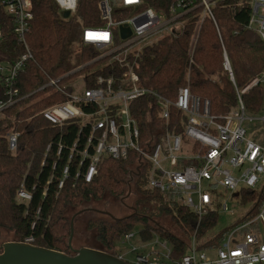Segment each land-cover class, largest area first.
<instances>
[{"label":"trees","instance_id":"obj_1","mask_svg":"<svg viewBox=\"0 0 264 264\" xmlns=\"http://www.w3.org/2000/svg\"><path fill=\"white\" fill-rule=\"evenodd\" d=\"M30 1L33 20L27 42L31 57L24 62L12 85L16 97L28 95L0 112V230L11 232L15 241L31 236L36 246L70 254L67 244L70 210L87 203L103 202L106 212V199L120 201L130 195L133 205H129L130 202L126 205L130 212L124 215L110 217L90 207L95 213L86 221L85 228L93 232V247L118 255L114 250L115 242L139 226L140 241H150L156 235L169 245L170 256L178 258L184 254L191 235L197 237L199 248L209 249L220 244L232 228L257 214L264 201V190L241 188L239 204L249 205L246 213L221 231L207 236L216 224V211H209L198 219L175 199L148 187L144 173L129 177L131 167L121 160L101 162L97 174L88 183L74 177L75 162H72L69 176L58 188L61 171L67 163L68 147L77 137L78 124L70 121L56 126L45 120L40 111L64 97L58 92L35 90L50 78L61 77L64 81L78 75H84L86 87L94 85L92 78L100 71H90L97 66L95 63L85 64L95 56L96 49L81 42V33L85 27L103 25L98 9L100 0H76L75 11L67 18L61 17L55 0ZM173 1L141 0L135 9L115 10L113 17L123 19L145 8L168 16ZM200 11L197 7L186 14L184 26L176 35L166 34L143 48L139 58V84L171 99L179 86H188L192 94L209 101L212 114L220 116L237 104V92L260 74L264 65V43L258 33L248 27V1L216 0L212 7L214 21L208 16L201 19ZM0 21L5 22L6 18L0 15ZM9 27L0 39V61L12 62L23 52ZM224 55L232 80L224 68ZM80 65L84 66L75 70ZM240 97L249 114H259L264 106V89L260 84L249 87ZM149 98L141 100L138 108H144ZM5 99L0 84V100ZM134 116L141 122L144 111H136ZM9 130L18 133L15 151L8 148L6 133ZM85 134L80 135L81 141ZM48 144L50 148L45 151ZM58 144L64 147L60 154H57ZM41 160H44L43 165ZM21 184L31 193L27 202L17 199ZM163 216L168 218L169 225L158 223ZM256 227L251 224L243 231Z\"/></svg>","mask_w":264,"mask_h":264},{"label":"built area","instance_id":"obj_2","mask_svg":"<svg viewBox=\"0 0 264 264\" xmlns=\"http://www.w3.org/2000/svg\"><path fill=\"white\" fill-rule=\"evenodd\" d=\"M215 1L174 0L168 16L145 8L119 20L113 17L115 10L135 9L141 0L98 2L103 25L85 27L81 33V42L96 49L95 56L85 64H97L90 70L100 71L92 78L94 85L86 87L85 77L80 75L81 87L77 90L75 82L65 85L61 77L50 78L35 90L58 92L64 97L40 111L45 120L56 126L70 121L78 124L77 137L68 147L67 163L61 171L58 188L69 176L72 162H75L74 177L88 183L104 160L127 161L131 167L129 177L144 173L148 187L175 199L198 219L209 211H228L222 191L234 195L239 203L241 188L264 190V106L257 117H252L240 97L253 85L260 84L264 89V65L260 74L237 92V104L220 116L212 114L209 101L192 94L188 86H179L171 99L139 84V58L143 48L161 36L179 33L184 26V16L197 7L201 8V19L208 16L214 21ZM246 1L250 4L248 27L255 30L264 43V0ZM55 2L60 12L69 10V16L74 13L76 0ZM0 15L6 18L5 22L0 21V39L10 26L8 30L23 50L12 62L0 61V84L6 95L5 100H0L2 113L28 95L16 97L12 85L24 62L31 57L27 42L33 20L31 1L0 0ZM125 23L131 33L122 39L119 26ZM198 26L199 23L197 29ZM224 68L232 80L226 55ZM146 96L150 100L139 109L138 104ZM139 110L144 111L142 125L134 116ZM254 122H260L262 133L259 135L248 127ZM84 132L85 138L81 141L80 135ZM6 137L9 150L15 151L18 133L9 130ZM63 148L58 144L57 154ZM43 163L41 160V165ZM54 166L55 163L52 168ZM17 199L22 202L31 199V193L22 184L17 190ZM251 224L257 227L244 232L243 228ZM132 237L133 233L128 232L120 239L125 243ZM22 242L32 244L33 238L26 237ZM159 248L163 250L145 252L132 246L135 259L129 264H264V201L252 219L232 228L220 244L212 248H199L195 234L178 258L170 256L166 241L160 242Z\"/></svg>","mask_w":264,"mask_h":264},{"label":"rangeland","instance_id":"obj_3","mask_svg":"<svg viewBox=\"0 0 264 264\" xmlns=\"http://www.w3.org/2000/svg\"><path fill=\"white\" fill-rule=\"evenodd\" d=\"M117 41L119 40L117 39ZM93 68H96V66H94ZM79 77L80 75L72 76L71 78L64 80L63 84L67 85L71 82H75L76 87L74 89L77 90L81 87ZM249 115H252V117H257L258 114L256 115L249 114ZM248 127H252V129L254 130V132L257 133V135L262 133V131L259 129L260 122H254L252 124H249ZM222 194H223L222 198L226 199L227 201L228 211L223 212V211L218 210L216 224L207 233V236H210L216 232H219L222 229L229 226L230 224L234 223L238 218L242 217L248 210V207H249L248 204H243V205L239 204L236 201L235 196L229 195L228 191L226 193L222 191ZM106 201H107V204L105 203L106 212H108L110 215H113V216L127 214L128 212H130V209L126 205H128L129 202H130L129 205L130 204L133 205L132 196L130 195H128L125 199H122L120 201H113L112 199H106ZM90 207L96 211H104V205H103V202H101V203H96V204L87 203V204L82 205L81 207H77L68 212L69 220L72 217L71 215L74 216L73 235L71 239V247L73 249H78L84 246L86 247L94 246L92 245L93 244V232L87 231L85 228L86 221L89 218L94 217V213H95L93 210H91ZM161 218H162L161 219L162 222L157 219L159 221L158 222L159 224L161 223L164 226L169 225L167 217L163 216ZM138 229H139V226H136L134 229H132L131 232L133 233V237L130 240H128V242L123 243L122 240L119 239L114 244V250L116 251V253L128 263H132L135 259V254L131 252L132 246L137 247L138 251L144 250L145 252L154 251L156 249H158L159 251L163 250L159 248V244L163 240L158 238L156 235H153L150 241H147L146 243H142V241H140V238L138 236ZM13 239H14V236L11 232L0 230V245L2 242L13 241Z\"/></svg>","mask_w":264,"mask_h":264},{"label":"water","instance_id":"obj_4","mask_svg":"<svg viewBox=\"0 0 264 264\" xmlns=\"http://www.w3.org/2000/svg\"><path fill=\"white\" fill-rule=\"evenodd\" d=\"M61 17L67 18L69 10L60 12ZM120 37L127 38L131 31L128 24L119 26ZM111 217L108 212L98 211ZM73 218L70 219V234L67 240L70 254L61 251L36 246L22 241L3 242L0 252V264H129L118 255L105 252L93 247L73 249L71 239L73 235Z\"/></svg>","mask_w":264,"mask_h":264},{"label":"crops","instance_id":"obj_5","mask_svg":"<svg viewBox=\"0 0 264 264\" xmlns=\"http://www.w3.org/2000/svg\"><path fill=\"white\" fill-rule=\"evenodd\" d=\"M119 256V255H118Z\"/></svg>","mask_w":264,"mask_h":264}]
</instances>
